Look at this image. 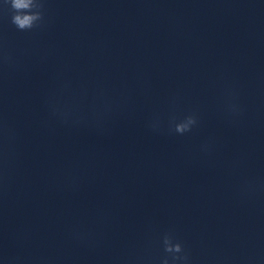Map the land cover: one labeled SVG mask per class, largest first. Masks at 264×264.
I'll list each match as a JSON object with an SVG mask.
<instances>
[{
	"label": "clouds",
	"instance_id": "obj_1",
	"mask_svg": "<svg viewBox=\"0 0 264 264\" xmlns=\"http://www.w3.org/2000/svg\"><path fill=\"white\" fill-rule=\"evenodd\" d=\"M4 4L8 6L11 12V23L20 31H30L43 26L44 23V0H4ZM7 60V57H5ZM231 111H237L236 106H231ZM198 123L194 114L187 115L183 119L176 120L172 118L169 125V131L183 135L192 131L193 127ZM152 127L155 129L156 124ZM206 150V146H205ZM174 237L166 234L163 238L164 251L172 253V264H189V256L184 251L180 242L173 243ZM179 254V255H177ZM162 264H169V259L165 257Z\"/></svg>",
	"mask_w": 264,
	"mask_h": 264
}]
</instances>
